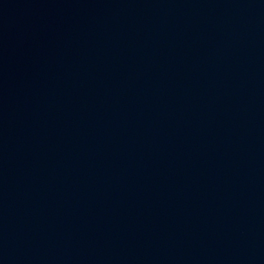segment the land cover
Wrapping results in <instances>:
<instances>
[{"label": "water", "instance_id": "1", "mask_svg": "<svg viewBox=\"0 0 264 264\" xmlns=\"http://www.w3.org/2000/svg\"><path fill=\"white\" fill-rule=\"evenodd\" d=\"M0 264H264V0H0Z\"/></svg>", "mask_w": 264, "mask_h": 264}]
</instances>
